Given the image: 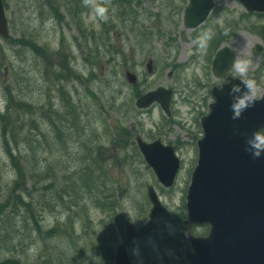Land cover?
I'll return each instance as SVG.
<instances>
[{
    "label": "rangeland",
    "instance_id": "374dc122",
    "mask_svg": "<svg viewBox=\"0 0 264 264\" xmlns=\"http://www.w3.org/2000/svg\"><path fill=\"white\" fill-rule=\"evenodd\" d=\"M4 1L11 35L8 39L0 36L1 111L4 112L7 106L5 93L8 92V97H13L9 102L12 111L5 117L10 122L18 121L24 129L19 138L29 132L28 121L34 124L33 127L47 132L53 127L44 120L47 107L52 103L50 110L53 113L55 109L66 113L61 90L69 91L81 109L86 127H90L88 135L76 138L77 142H71V145L80 148L85 141L93 144L96 147L94 157L103 163L107 175L100 186L92 185L91 194L80 195L83 203H78L70 189L73 197L68 199L65 193L62 198L66 206H63L58 202L57 194L62 192L64 181L56 169V176L52 177L53 211L42 212L40 206L35 205L40 191L31 181L27 183V191L18 194L19 201L15 196L10 199L9 187L16 174L0 131V262L14 259L21 264H68L67 261L71 264H113L119 242L117 232L123 228L130 214L139 218L163 217L158 223L166 235L161 243L169 246V264H187L184 254L190 243L177 215L186 212L183 198L197 164V141L203 136L201 117L209 112L213 100L211 88L225 81L214 75L212 60L217 48L225 44L230 46L237 56L235 65L241 60L250 62L245 78L255 80L263 95L264 57L255 54L254 47L260 42L264 44V30L258 32V27L250 28L263 22L264 16L248 15L237 0H226V40L208 53L206 35L210 30L214 34L218 30L222 34L224 32V14L220 9L215 10L197 30L187 31L183 23H178L169 31L166 29L168 22L161 21L160 28L173 37L170 40L166 33L164 36L156 34L153 37L150 34L143 37L139 25H131L132 21L118 3L110 5L105 0H90L91 9L82 16L85 34L92 35L87 43L77 30L81 17L77 21L70 17L65 1H58L60 7L57 11L52 10L46 0ZM81 1L77 8L85 10L87 0ZM156 1L157 4L152 0L141 2L143 18L149 16V12L157 13V10L162 17L168 15L167 0ZM106 7L113 9L111 16L114 21L109 30L102 22ZM218 21L220 29L216 28ZM20 38L23 44L17 42ZM26 41L36 42L43 49L39 53ZM148 57L156 60L154 74L145 69ZM68 68L74 72L73 75L66 72ZM127 70L138 75L136 86L127 81ZM229 74L239 77L235 66ZM160 86L173 92L171 117L158 103L148 109H138L135 105V96ZM20 101L32 105V112L23 121L19 120V114L23 112L16 110ZM137 135L148 142L161 139L164 144L175 147L182 165L173 187H164L147 165L136 144ZM54 143L55 146L48 144V149L38 154L41 161L48 159L53 168L64 159L61 153L56 152L60 145ZM29 154L32 159L36 155L32 151ZM149 184L154 186L167 211H171L169 215L152 214L153 208L147 199L146 187ZM35 220L40 221L41 231L35 228ZM63 223L73 237L63 235V232L57 237H45L44 230L53 226L60 228ZM141 227L144 228L138 226ZM151 229L155 230L154 225H149L147 234L140 236L137 245L140 249L144 247ZM207 230L208 227L201 225L194 232L203 234ZM124 243L129 249L133 248L132 242L125 240ZM109 252H112V259L106 255Z\"/></svg>",
    "mask_w": 264,
    "mask_h": 264
},
{
    "label": "water",
    "instance_id": "95a60500",
    "mask_svg": "<svg viewBox=\"0 0 264 264\" xmlns=\"http://www.w3.org/2000/svg\"><path fill=\"white\" fill-rule=\"evenodd\" d=\"M249 9L264 11V0H241ZM210 2L206 12L210 11ZM206 17V16H205ZM191 17L188 27L198 25ZM0 34L8 36V21L0 0ZM257 52H263L261 46ZM234 54L225 48L218 53L214 67L223 75L233 65ZM152 71V61L148 64ZM130 81L134 75L128 73ZM221 88L214 87L215 102L211 112L202 119L205 131L199 141V164L193 173L188 193V218L185 221L189 239L197 253L188 252L191 264H264V156L254 159L248 150L247 140L257 130L264 128V98L247 109L237 119H232L231 105L236 96L245 91L239 78ZM240 85L241 92L232 88ZM155 99L161 101L169 112L171 91L159 88L138 100V106H149ZM147 161L154 167L160 180L172 185L179 161L172 147H164L160 140L147 144L139 139ZM150 197L156 209L164 212L157 195L150 187ZM195 223H210L211 231L205 238L195 237L191 228ZM128 239L138 236L131 225L127 226ZM116 264H130L124 246H119Z\"/></svg>",
    "mask_w": 264,
    "mask_h": 264
},
{
    "label": "clouds",
    "instance_id": "9594fccd",
    "mask_svg": "<svg viewBox=\"0 0 264 264\" xmlns=\"http://www.w3.org/2000/svg\"><path fill=\"white\" fill-rule=\"evenodd\" d=\"M101 14L103 9L100 10ZM205 39H211V36H207ZM201 46H204L203 44ZM249 61L241 60L236 65V71L239 74V79L244 86L245 91L242 95L236 96L233 99L231 105L233 116L232 119H239L243 113L253 107L256 102L264 96L261 95L258 89L257 83L253 79H247L246 74L249 70ZM232 92H241L240 85H235L232 88ZM248 150L254 159H258L264 156V130L255 131L247 140ZM163 217H133L129 214L126 225L118 231L119 246H124V241L127 238V225H131L134 229H137L139 225H142L145 229L149 228V225H154L155 230L151 229V234L147 235L144 247L140 249L137 247L141 239L137 236L132 241L133 248L129 249L124 247L126 254L128 255L130 264H169L171 257L168 255L169 246H165L161 241L166 237L165 233L159 228L158 220ZM172 222L174 218H172Z\"/></svg>",
    "mask_w": 264,
    "mask_h": 264
},
{
    "label": "trees",
    "instance_id": "16d2710c",
    "mask_svg": "<svg viewBox=\"0 0 264 264\" xmlns=\"http://www.w3.org/2000/svg\"><path fill=\"white\" fill-rule=\"evenodd\" d=\"M92 36V35H91ZM87 39H89V35L87 34L86 37ZM11 97V96H9ZM12 98V97H11ZM9 101L11 102V99H9ZM10 104V103H9ZM9 106V105H8ZM24 111H26V105L23 107ZM6 113H10V110L7 109ZM9 115V114H7ZM0 118H3V121L6 119L5 117H3V115L0 114ZM14 123L16 124L14 126ZM2 129H3V135H4V146L6 148V151L8 153V155L11 157L14 166H15V170L18 173V178H16L15 184L19 185L21 184L24 188H25V181H24V177L25 178H30L34 181V183L39 184V185H43V198L41 199L42 201V209L46 210L47 206H48V202H50L52 200V197H50L49 195L53 194L54 192L51 191V186L50 184L47 183V179L51 176L52 173V169L51 167L47 164L48 162H41L37 157H35V163H33L32 165H30V163L32 162L31 157L27 154L23 155V161L21 163L17 162L18 158L15 157V153H14V148L11 147V140L13 139L14 141H16V136H15V131L16 129L14 128L10 134L8 135V130L10 129L11 126L13 127H20L18 126V121H12L10 122L9 119H6L3 123ZM55 135L56 137L59 139L61 136H69L70 134H67L66 131L61 130V129H55ZM35 138H38V136H36ZM46 140L48 139H52L53 136H50V138L44 137ZM41 148V144H39V146L37 147V149ZM38 153V152H36ZM19 154V153H18ZM75 155H79V154H75ZM20 156V155H19ZM21 157V156H20ZM24 163V165L22 164ZM41 163V164H40ZM38 164V165H37ZM86 168V169H85ZM82 171L86 172L85 175H87L86 178V183L87 186L89 184V182L92 180L94 181L96 175L98 178H100L99 173L101 172V169L97 168V169H93L91 172V169L89 171V173L86 171L88 169L87 165ZM89 170V169H88ZM81 171V172H82ZM80 172H76V174H79ZM69 175V174H68ZM84 175V176H85ZM86 184H83V186ZM72 188L74 189L72 192L77 195L79 192L76 190L75 186L73 185ZM88 190V192H91L90 188H86V186L83 187V189ZM82 189V190H83ZM63 193H66L68 196L73 197V194L71 191H68L66 189L63 188ZM78 192V193H77ZM10 195H15V189H11L9 191ZM78 198V197H76Z\"/></svg>",
    "mask_w": 264,
    "mask_h": 264
},
{
    "label": "bare ground",
    "instance_id": "6f19581e",
    "mask_svg": "<svg viewBox=\"0 0 264 264\" xmlns=\"http://www.w3.org/2000/svg\"><path fill=\"white\" fill-rule=\"evenodd\" d=\"M12 189H15V194L17 195L23 193L24 190L27 191L26 186L24 188L22 185H17V184L12 185Z\"/></svg>",
    "mask_w": 264,
    "mask_h": 264
},
{
    "label": "flooded vegetation",
    "instance_id": "af4514ba",
    "mask_svg": "<svg viewBox=\"0 0 264 264\" xmlns=\"http://www.w3.org/2000/svg\"><path fill=\"white\" fill-rule=\"evenodd\" d=\"M222 3L225 5L226 4V0H224V2L222 1Z\"/></svg>",
    "mask_w": 264,
    "mask_h": 264
}]
</instances>
